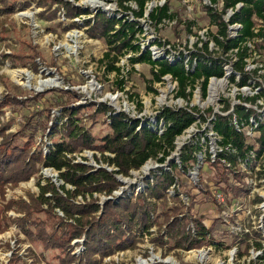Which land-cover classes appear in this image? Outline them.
<instances>
[{"label":"rangeland","instance_id":"obj_1","mask_svg":"<svg viewBox=\"0 0 264 264\" xmlns=\"http://www.w3.org/2000/svg\"><path fill=\"white\" fill-rule=\"evenodd\" d=\"M205 1L156 0L148 5L145 19L140 20L144 29V33L139 35L140 44L143 48L150 49L155 59L170 56L174 60L171 56L177 57L182 53L189 60L190 55L197 51V45L203 48V44L208 42L211 56L224 62V78H213L206 94L198 82L192 96L186 99L178 98V86L171 77H164L161 83L153 82L149 65L132 66L129 61L132 53L122 57L118 64L123 68L121 78H117L115 73L107 74L105 67L99 63L108 47L104 40L89 36L85 20L91 19L92 14L99 11L116 15L119 10L117 0H8L9 4L15 5V11L0 16V101L10 94L26 102L27 97L47 92L46 99L30 107L32 111L34 108L41 109L63 100L60 90L75 92L79 97L71 98L69 102L84 108L79 114V118L83 120L79 124L96 138L105 136L111 130L105 123L104 115L97 114L93 104L103 103L117 112H125L130 117L144 121L154 120L164 107L199 111L196 113L197 122L177 138V150L166 163L159 164L151 160L141 170L132 171L130 176H117L121 185L111 195L95 193L93 198L90 195L86 198H75L76 204L95 199L103 208L107 201L118 202L125 195L137 196L144 192L145 181L151 178L152 173L164 169L170 172L172 162L181 164L182 150L198 141L205 148L208 145L213 156L214 164H211L207 161L209 153L206 154L204 148L205 152L198 154V163L189 165L186 172L183 169L178 170L176 186L170 190L166 202L158 203V209L153 215L157 225L149 233L140 234L134 248L114 251L99 264H264V253L257 248V244L264 247L263 160L249 166L246 162L239 164L235 171L240 173L234 175L229 165L216 161L215 156L220 151V138L214 134L209 122L213 114H230L238 104L253 108L263 119L264 49H256L253 43L249 44L252 57L247 60L246 70L250 73L257 72L253 75L251 85L240 88L232 83V65L237 59L231 52L223 54L212 40L217 28L210 22L209 6ZM67 2L83 11H89L90 15L72 18L65 6ZM166 2L177 15L176 20L166 21L159 26L152 24L148 19L149 12ZM131 6L137 8L135 4ZM213 10L221 13L222 6L219 5ZM130 19H133L132 15ZM224 19L227 20L228 17L224 16ZM189 25L192 26L191 33ZM236 34L237 27L231 26L230 35L234 37ZM35 53H39L40 57L34 59ZM239 78L240 75H237V80ZM122 79V86H118ZM255 96H259L256 103L245 101L246 98ZM139 105H142V109ZM227 106L230 110L224 112ZM60 111L55 106L50 120L60 117ZM201 115L207 120L203 121ZM46 117L47 114L40 120L41 131L36 136L33 150L42 147L43 142L51 144L53 140H58V136L49 139L46 133L48 130L44 132L42 127L46 128L52 123ZM1 122L11 124L8 133L16 134L21 129L23 117L16 115L13 108L4 107ZM245 132L250 142L258 136L248 127ZM96 154L101 156L100 153L92 151L77 153L75 156L81 162L86 159L84 162L95 168L103 167L110 172L114 170L113 167L97 162ZM47 180L58 187L63 184L59 181L58 172L41 168L38 176L5 188V194H0V210L8 202L24 200L29 203L40 192L37 183L46 184ZM67 188L73 189L71 186ZM175 198H179V201H175ZM177 207L180 208L179 211L173 212ZM15 212L11 209L8 216H21ZM55 213L65 218L58 209ZM101 213L102 211L97 217ZM176 215L180 218H191L189 229L193 230V221L202 220L213 242L204 243L192 250L173 248V243L165 246L160 244L162 242L158 240V236L167 224L164 216ZM33 218L45 221L49 232L57 222L43 213L33 214ZM192 232L195 234V231ZM245 234L250 237L244 236ZM85 243L84 234L71 243L72 254L76 258H81L85 253ZM16 249H20L25 264H67L61 261L59 251L46 250L42 244L26 239L16 226H11L5 234L0 235V264H8ZM75 264L81 262L76 261Z\"/></svg>","mask_w":264,"mask_h":264},{"label":"trees","instance_id":"obj_2","mask_svg":"<svg viewBox=\"0 0 264 264\" xmlns=\"http://www.w3.org/2000/svg\"><path fill=\"white\" fill-rule=\"evenodd\" d=\"M153 1L156 0H117L119 10L116 15L99 11L92 14L91 19L85 20L89 36L92 39L104 40L108 47L99 63L105 67L107 74L115 73L117 78H121L123 68L118 64L122 57L132 53L129 58L131 65H149L153 82L161 83L164 77L171 76L178 86V98L186 99L192 96L198 82L206 94L210 80L224 78L226 74L224 62L211 56L208 42L203 44V48L197 45V51L190 55L189 60L182 53L177 57L171 56L174 60H171L170 56L155 59L152 51L140 44L139 35L144 33L140 20L145 19L148 4ZM218 2L219 0H213L214 4ZM222 2L221 13L208 7L210 22L217 28L216 34L211 38L223 54L231 52L237 59L232 65L234 74L231 75V82L240 88L247 87L251 85L253 75L257 73L246 70L247 60L252 57L249 44L253 43L256 49H264V0ZM131 4H135L137 8H133ZM0 5V16L15 11V5L9 4L8 0H0ZM238 5H241L240 8H237ZM65 6L72 18L90 15L89 11H83L71 2H67ZM228 9H232L234 13L226 22L224 15ZM130 15L133 19H130ZM176 17L167 2L155 7L148 15V19L156 26L166 21L174 22ZM236 25L240 27L236 36L232 37L229 27ZM191 27L188 26L189 32ZM39 57L40 54L35 53L33 58ZM236 74L240 75L239 80ZM122 84L123 79L119 81L118 86ZM60 91L63 100L41 109L34 108L32 111L30 107L46 99L47 92L27 97L26 102L10 94L0 101L1 196L5 194L7 186L17 185L38 176L41 168L58 172L59 181L63 183L58 187L50 180H47L46 184L38 182L40 192L38 196H31L29 203L24 200L8 202L0 210V235L5 234L11 226H16L26 239L42 244L46 250L59 251L63 263L75 264L78 261L81 264H99L114 251L134 248L139 235L149 233L150 229L157 225L153 215L158 209V203L166 202L170 190L176 186V172L180 169L186 172L189 165L198 163V154L204 151V144L198 141L186 146L181 152V164L172 162L170 172L164 169L152 173L151 178L145 181L144 192L137 196L125 195L118 202L107 201L103 208L95 199L76 204L75 198H86L88 195L93 198L95 193L111 195L121 185L117 176H130L132 171L141 170L151 160L159 164L166 163L177 150V138L193 126L197 121L195 113L199 111L164 107L154 120L144 121L132 118L125 112H117L106 104H93L96 106V113L104 115L105 123L111 130L105 136L96 138L79 124L83 121L79 114L84 108L69 102L71 98L76 99L79 96L68 90ZM258 99L259 96H255L246 98L245 101L256 103ZM55 106L61 110L60 117L50 120ZM4 107L13 108L16 115L23 117L21 129L16 134L8 133L11 124L1 122ZM139 108L142 109V105H139ZM229 110L230 107L227 106L224 112ZM45 114L52 123L42 128L45 129L44 132L48 130L46 133L49 139L58 136V140H53L51 144L43 142L42 147L33 150L36 136L41 131L40 120ZM200 117L203 121L207 120L203 115ZM210 122L212 131L220 138L218 146L221 151L217 152V163L229 165L234 175L240 173L235 170L244 162L249 166L263 160L264 167V117L262 119L258 111L238 104L230 114H215ZM246 127L258 134L253 142L248 141L244 130ZM206 148V154L209 153L207 161L214 164L209 146L206 145ZM84 151L100 153V157L95 155L96 161L113 167L114 170L110 172L103 167L95 168L84 162L86 159L78 161L75 154ZM67 186L73 189H68ZM175 201H179V198H175ZM45 206H48V209H45ZM11 209L21 216L9 217L8 212ZM57 209L65 218L55 213ZM179 209L174 208L173 212H178ZM42 213L57 221L51 232L48 231L45 221L33 218V214ZM164 217L167 218L166 228L158 236L163 246L173 243V248L192 250L204 243L213 242L202 220L193 221V230L189 229L191 218H180L177 215ZM192 231H195V234ZM83 234L86 237V251L78 259L72 254L71 243ZM244 236L250 237L248 234ZM17 242L21 243L20 240ZM257 248L264 253L262 244H257ZM20 262L26 263L20 255V249H16L8 264Z\"/></svg>","mask_w":264,"mask_h":264},{"label":"built area","instance_id":"obj_3","mask_svg":"<svg viewBox=\"0 0 264 264\" xmlns=\"http://www.w3.org/2000/svg\"><path fill=\"white\" fill-rule=\"evenodd\" d=\"M208 1V2H207ZM205 4H207L210 8H218V6L220 5V6H222V9H223V2H222V0H219V2L217 3V4H213V0H206L205 1ZM149 5V4H148ZM240 6L241 5H238L237 6V8H240ZM151 10V9H150ZM222 11V10H221ZM234 13V11L232 10V9H228L227 11H226V13H225V15L224 16H227L228 17V19L227 20H225L226 22H228V20L230 19V17H231V15ZM146 16H147V14H146ZM168 22H170V21H168ZM236 27H237V29L240 27V25H236ZM230 29H231V26L229 27ZM229 33H230V31H229ZM209 45H210V43H209ZM199 46V45H198ZM166 77H168V76H166ZM169 77H171V76H169ZM172 78V77H171ZM213 79V78H212ZM211 79V80H212ZM210 80V81H211ZM186 109H188V108H186ZM189 111H192V109H188ZM231 112H233V110L231 111ZM230 112V113H231ZM196 114V113H195ZM229 114V113H228ZM228 114H222V115H228ZM196 116H197V119H198V115L196 114ZM132 117V116H131ZM214 117H215V114H213L211 117H210V120H209V122L212 120V119H214ZM132 118H135V117H132ZM212 118V119H211ZM137 119H139V118H137ZM197 122V121H196ZM195 122V123H196ZM194 123V124H195ZM211 123V122H210ZM193 124V125H194ZM235 124L237 125V122H235ZM245 130V129H244ZM252 130V129H251ZM215 134V133H214ZM218 137V136H217ZM219 147V146H218ZM220 151H221V149L220 148H218ZM219 152V151H218ZM217 155V154H216ZM212 158H213V156H212ZM215 158H216V156H215Z\"/></svg>","mask_w":264,"mask_h":264},{"label":"bare ground","instance_id":"obj_4","mask_svg":"<svg viewBox=\"0 0 264 264\" xmlns=\"http://www.w3.org/2000/svg\"><path fill=\"white\" fill-rule=\"evenodd\" d=\"M146 170H149L148 168H146Z\"/></svg>","mask_w":264,"mask_h":264}]
</instances>
